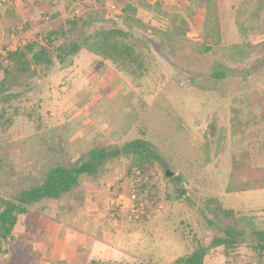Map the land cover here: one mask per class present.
<instances>
[{
  "label": "rangeland",
  "instance_id": "374dc122",
  "mask_svg": "<svg viewBox=\"0 0 264 264\" xmlns=\"http://www.w3.org/2000/svg\"><path fill=\"white\" fill-rule=\"evenodd\" d=\"M130 1L137 4L139 0ZM159 1L164 4L165 0ZM218 1L226 38L230 3L239 0ZM124 2L84 0L79 15L93 17L96 27L103 19L113 17L111 4L122 10ZM173 2V6L164 7L178 11L187 4L185 0ZM137 14L150 25H163L142 7ZM204 19L202 5L188 19L187 33L173 50H165L151 37L157 66L144 90L88 50L80 53L90 54L56 63L35 78L32 90L13 103L21 114L6 131L0 125V196L15 198L21 189L39 182L50 165L87 159L92 146L121 145L140 137L150 141L159 155L145 172L140 170L148 177V191L142 196L148 216L136 222L124 216L131 201L128 179L137 169L128 170L129 160H110L97 176L109 182L112 201H120L119 194L124 199L125 212L117 223L132 227L128 248L133 255L121 263L168 264L189 251L192 242L208 245L213 232L199 208L209 196L251 217L255 226L264 230V189L225 191L233 155L247 149L253 164L264 165V123L239 139H231L229 133L231 97L251 91L264 94V31L248 37L255 48L247 59L225 63L220 52L200 51L203 44L210 43L204 36ZM261 21L264 30V9ZM0 65L5 64L0 61ZM216 69H226V77L213 78L211 73ZM0 264H23V260L10 257L6 262L0 258ZM206 264H264V250L259 253L246 243L229 258H224L221 249L214 250Z\"/></svg>",
  "mask_w": 264,
  "mask_h": 264
},
{
  "label": "trees",
  "instance_id": "16d2710c",
  "mask_svg": "<svg viewBox=\"0 0 264 264\" xmlns=\"http://www.w3.org/2000/svg\"><path fill=\"white\" fill-rule=\"evenodd\" d=\"M181 10L170 11L162 1L139 0L137 4L125 0L122 13L117 17L103 19L93 26V17L79 16L67 19L64 25L50 29L42 40L17 45L7 53V63L0 65V125L6 131L21 114L13 105L33 88L35 78L45 74L56 63L65 64L86 49L113 68L124 74L136 87L144 90L157 66L150 47L151 37L159 41L165 50L175 49L179 38L187 33L188 19L203 5L205 19L204 36L210 43L200 47L201 52H220L225 63L242 62L247 59L254 45L248 37L253 32L262 33L261 14L264 0H241L236 7L235 25L241 41L225 43L222 38L218 0H186ZM142 7L153 14L162 26L150 25L138 16ZM211 76L226 77V69H216ZM264 123V94L251 91L234 95L229 105L230 138H241L249 129ZM88 158H78L68 163L48 166L39 182L21 189L15 198L0 196V255L9 250V241L19 217L26 214L29 206L45 200L69 196L76 200L75 189L84 177H96L101 167L117 158L129 160L128 170L133 167L145 172L148 166L159 160L152 143L144 138H133L121 145H95L87 151ZM177 178V177H176ZM179 179V178H177ZM264 189V167L255 166L250 151L244 149L231 157L230 172L225 186L226 193ZM200 212L212 230L208 245L192 242V247L168 264H206L211 251L220 250L224 258L233 257L238 247L249 243L261 253L264 250V230L258 229L251 217L241 215L227 207L215 196L203 200ZM89 264H123L110 260L91 259ZM135 264H149L139 261Z\"/></svg>",
  "mask_w": 264,
  "mask_h": 264
},
{
  "label": "crops",
  "instance_id": "0c3cea01",
  "mask_svg": "<svg viewBox=\"0 0 264 264\" xmlns=\"http://www.w3.org/2000/svg\"><path fill=\"white\" fill-rule=\"evenodd\" d=\"M173 1L165 0L164 4L173 6ZM83 2L17 0L12 5L0 7V44L13 50L17 45L41 39L50 29L64 25L74 11H81ZM240 2L230 3V24L226 38L220 17L222 38L224 41L230 40L229 43L239 42L240 39L234 21L236 7ZM45 15L48 16L47 20L43 19ZM80 52L77 56L90 54ZM2 77L0 67V80ZM96 177H87L90 180L80 182L74 192L76 200L63 196L29 206V211L22 215L13 230L8 252L0 255V258H5L7 262L10 257H17L23 260V264H89L91 259L119 263L132 256L128 248L133 239L132 227L124 222H112L108 211L113 198L107 189L109 182L105 183L104 177Z\"/></svg>",
  "mask_w": 264,
  "mask_h": 264
},
{
  "label": "built area",
  "instance_id": "2783aa9c",
  "mask_svg": "<svg viewBox=\"0 0 264 264\" xmlns=\"http://www.w3.org/2000/svg\"><path fill=\"white\" fill-rule=\"evenodd\" d=\"M15 1L17 0H0V7L7 6V5H12ZM109 12L112 16L117 17L120 16L122 13V10L117 7L114 4H111L109 6ZM79 10H76L72 13L70 19L79 17L80 15ZM44 20L48 19V16L45 15L43 17ZM39 40H42L39 39ZM11 49L7 46L1 45L0 44V61L2 64L7 63V53ZM148 177L145 175L143 176L140 172L139 169H134L133 170V175L128 179L129 183V195H130V204L126 205V213L124 216H126V219L128 221H138L142 220L144 216H148L146 214L145 209H144V204L142 202V196L147 193L148 191ZM123 197H120V201L113 200L111 202L112 206L109 208V216L112 219L114 223H117L122 216L121 212H125L123 210Z\"/></svg>",
  "mask_w": 264,
  "mask_h": 264
},
{
  "label": "water",
  "instance_id": "95a60500",
  "mask_svg": "<svg viewBox=\"0 0 264 264\" xmlns=\"http://www.w3.org/2000/svg\"><path fill=\"white\" fill-rule=\"evenodd\" d=\"M166 175L168 176V173H166Z\"/></svg>",
  "mask_w": 264,
  "mask_h": 264
}]
</instances>
